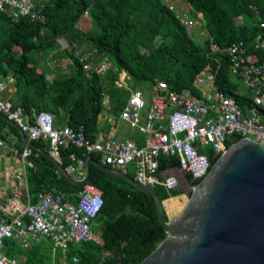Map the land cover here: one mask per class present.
<instances>
[{"label": "trees", "instance_id": "1", "mask_svg": "<svg viewBox=\"0 0 264 264\" xmlns=\"http://www.w3.org/2000/svg\"><path fill=\"white\" fill-rule=\"evenodd\" d=\"M37 1L42 5L41 21L24 17L13 21L0 12V77L6 83L9 82L6 78H11L10 83L15 87L13 100L29 118L44 110L53 116L55 123L82 125L85 134L95 139L103 93L108 94L115 117L129 93L114 85L117 71H123L135 84L146 83L148 90L157 79L163 80L169 90L195 95V76L207 70L214 89L234 99L244 112L252 105L250 95L237 91L230 83L226 54L212 52L208 45L211 41L222 50L231 41L242 40L248 46L247 56L263 61L264 52L254 50L252 43L257 34L264 36V26L259 25L264 23V0H180L189 5L193 17L200 15L198 18L208 37L198 42L163 0ZM59 38L95 47L111 61L116 71L103 76L107 88L102 76L85 77L67 50H57L71 63L67 71L55 72L46 62L40 65V60L60 47ZM48 70L53 74L50 79L46 78ZM135 84L130 89H135ZM148 92H143L146 97ZM0 139L19 149L25 144L18 128L1 114ZM135 139L137 144H142L139 132ZM238 139L230 138L225 145ZM27 144L31 148V165L26 167L25 178L31 201H35L37 192L50 188L74 201L75 192L82 184L68 180L46 155L49 141L29 140ZM58 156L64 168L74 163L72 158L87 157L74 145L59 147ZM89 156L94 161L100 160L95 153ZM208 157L210 166L218 158L212 156V151ZM175 166L173 157H160V168ZM86 182L101 190L102 205L92 225L100 232L101 244L80 241L65 249H55L49 239L38 237L29 247L22 248L14 239L6 238L4 252L16 256L20 264H73V257L77 259L75 264H137L164 239L166 234L149 193L93 163ZM154 190L161 200L180 193L178 189L165 191L159 186Z\"/></svg>", "mask_w": 264, "mask_h": 264}, {"label": "built area", "instance_id": "2", "mask_svg": "<svg viewBox=\"0 0 264 264\" xmlns=\"http://www.w3.org/2000/svg\"><path fill=\"white\" fill-rule=\"evenodd\" d=\"M163 1L197 42L208 37L199 14L196 20L184 14L190 10L187 3L179 0L184 6L177 8V0ZM41 7L37 0H0V12L13 21L22 17L43 20ZM255 17L258 18L256 11ZM240 19L238 16L237 20ZM259 25L263 27L264 23ZM58 42L77 60L85 77L92 74L103 77L110 70L116 71L111 61L95 47L78 45L64 38H59ZM252 46L254 50L264 52V36L257 34ZM208 48L212 52L226 54L229 70L248 91L252 105L245 112L234 99L213 88L211 73L204 70L193 81L197 89L195 95L169 90L163 80L157 79L151 84L147 97L140 89H128L118 117L143 136L142 144L131 139L119 141L102 136L90 139L82 125H59L44 110L35 112L29 118L9 98H0V114L25 135L26 141L48 140V153L58 160L59 147L74 145L87 156L97 154L99 162L111 168L125 173L126 168L131 167L135 181L151 188L159 186L165 191L174 190L179 184L176 175L167 173V170L175 168L189 176L187 189L191 191L210 169L208 154L212 151V156H220L228 147L226 140L239 137L264 142V60L257 61L247 56L248 46L242 40L231 41L222 50L210 41ZM116 73L114 85L127 89V75L123 71ZM46 78L51 76L46 74ZM6 80L11 81V78ZM6 85L0 77V91ZM108 99L107 93H103L101 103L105 113L111 109ZM0 148L17 158L19 168L13 177L21 183V188L14 189L6 198V207H0V264H20L16 256L4 252L3 241L6 238L14 239L22 248L29 247L38 237L49 239L55 249H65L80 241L101 244L99 230L92 228L102 205L101 190L97 186L83 182L75 192L74 201L67 200L52 188L37 192L35 201H31L25 178L26 167L31 165L30 146L24 144L19 149L0 139ZM160 157H173L176 166L160 168ZM72 159L74 163L64 169L73 178H82L85 159ZM71 260L73 264L77 261L75 257Z\"/></svg>", "mask_w": 264, "mask_h": 264}, {"label": "water", "instance_id": "3", "mask_svg": "<svg viewBox=\"0 0 264 264\" xmlns=\"http://www.w3.org/2000/svg\"><path fill=\"white\" fill-rule=\"evenodd\" d=\"M46 155L74 183L87 180L93 163L152 196L166 235L137 264H264V142L241 138L230 144L194 189L182 188L187 201L171 220L154 188L128 174L87 156L84 176L76 179L57 158ZM183 182L189 185L185 175Z\"/></svg>", "mask_w": 264, "mask_h": 264}, {"label": "crops", "instance_id": "4", "mask_svg": "<svg viewBox=\"0 0 264 264\" xmlns=\"http://www.w3.org/2000/svg\"><path fill=\"white\" fill-rule=\"evenodd\" d=\"M10 82L11 81L7 82L6 87L0 91V98H3V99L9 98L13 100V94H14L15 87ZM108 100L110 102V98ZM110 105H111V102H110ZM111 111L112 110L110 109L109 111L105 113L103 110H101V112L99 113L98 123L101 120H103V122L99 123L97 126L96 137H99V136L111 137L119 141L125 140V139H131L136 142L135 136L138 134V131L131 124L127 122L126 124H128V126L131 129H133V132H131L129 135L127 134L126 136H123L124 132L119 128L120 118L118 117V115L115 117ZM18 168H19V163H18L17 158L14 157L11 154V152H9L8 150L0 148V207H2L3 209L6 207L5 206L6 198L12 194L14 189L21 188V183L13 177L14 172ZM125 173L132 174L133 173L132 168L131 167L126 168ZM167 173L174 174L176 176L178 174H181L182 179H183V174L175 168H171L167 170Z\"/></svg>", "mask_w": 264, "mask_h": 264}, {"label": "rangeland", "instance_id": "5", "mask_svg": "<svg viewBox=\"0 0 264 264\" xmlns=\"http://www.w3.org/2000/svg\"><path fill=\"white\" fill-rule=\"evenodd\" d=\"M178 2V3H177ZM184 3H180L179 0L176 1V5L177 8L182 7ZM184 6V5H183ZM187 17H191L192 19L196 20V17H193L191 14V11L188 9V13H184ZM85 21L88 24V19L87 17H85ZM58 42V39H57ZM58 44L60 45V47L56 48L52 54L50 53L49 56L45 59H43L42 61L40 60V65L43 62H46V64L53 69V71L57 72V70L59 69H64V70H68V66L71 64L69 59L66 57H62V54H59L60 51L57 50H63L64 49L61 47V44L58 42ZM49 71V70H48ZM111 72L113 70H110ZM49 76H52L53 74H51V71L48 72ZM230 78V83L235 87V89L239 92H246L248 93V91L244 88V86L239 82V80L235 77V75L230 72L229 75ZM127 85L129 87V89L131 88L132 84H135L131 79L127 78L126 79ZM102 83L106 86V88L108 87V85L106 84L105 78L102 77ZM134 86H136L137 89H140L141 91H143L145 94H147L148 90V85L146 83H137ZM129 91V90H128ZM103 122V120L99 121V123ZM98 123V124H99ZM127 122L120 119L119 120V128L124 132L123 136H126L127 134L129 135L131 132H133V129H131L128 124H126ZM180 191L179 194H176L174 196H170L167 199L163 200L164 203V209H165V213L166 216L169 220L175 218L180 211L182 210L183 206L185 205L188 195L183 191V189L180 187L176 188ZM182 190V191H181ZM52 257V255L50 256Z\"/></svg>", "mask_w": 264, "mask_h": 264}, {"label": "flooded vegetation", "instance_id": "6", "mask_svg": "<svg viewBox=\"0 0 264 264\" xmlns=\"http://www.w3.org/2000/svg\"><path fill=\"white\" fill-rule=\"evenodd\" d=\"M177 178H178V182H179V184H178V188L180 187V189L181 188H187L186 186H185V184H184V182H183V179H182V175L181 174H178L177 175Z\"/></svg>", "mask_w": 264, "mask_h": 264}, {"label": "bare ground", "instance_id": "7", "mask_svg": "<svg viewBox=\"0 0 264 264\" xmlns=\"http://www.w3.org/2000/svg\"><path fill=\"white\" fill-rule=\"evenodd\" d=\"M129 89V87L127 88V90ZM27 143H28V141H27ZM84 182H86V181H84ZM82 184V183H81Z\"/></svg>", "mask_w": 264, "mask_h": 264}]
</instances>
